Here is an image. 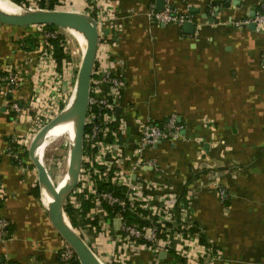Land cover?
Instances as JSON below:
<instances>
[{
  "label": "crops",
  "instance_id": "1",
  "mask_svg": "<svg viewBox=\"0 0 264 264\" xmlns=\"http://www.w3.org/2000/svg\"><path fill=\"white\" fill-rule=\"evenodd\" d=\"M84 1H90L100 32H108L98 52L122 74L114 117L127 162L136 160L131 150L140 122L161 124L176 116L180 138L147 152L157 167L140 172L165 188L170 202L187 208L189 227L211 248L209 264H264V36L244 25L260 0H74L71 12L89 14ZM166 5L190 18L194 32L149 20V7L161 11ZM6 27L0 25V74L9 68L7 76L18 84L0 75V220L8 225L0 258L60 264L65 242L51 223L28 151L11 142L26 137L34 123L39 52L16 47ZM16 152L20 161L10 156ZM221 189L228 194L225 203L218 198ZM81 204L73 229L101 264L178 263L175 241L127 246L118 238L120 218L82 198ZM178 225L165 226L179 231ZM189 237L199 242L197 234Z\"/></svg>",
  "mask_w": 264,
  "mask_h": 264
},
{
  "label": "built area",
  "instance_id": "2",
  "mask_svg": "<svg viewBox=\"0 0 264 264\" xmlns=\"http://www.w3.org/2000/svg\"><path fill=\"white\" fill-rule=\"evenodd\" d=\"M28 1L40 6L41 3L47 4L49 0ZM89 10L90 13L86 15L90 16L94 12L92 6L89 7ZM146 14L151 22L161 25L174 24L180 27L191 21L186 16L176 14L169 5H166L161 11H156L151 6L147 9ZM95 21L97 23L96 19ZM248 24H253L255 31L264 36V0L259 1L253 18L244 22V25ZM29 28L33 31L31 35L36 39V45H39V72L37 75L41 82L38 84L48 87L46 84L48 76H53L56 80L59 78L51 42L57 40L60 35L56 30H48L46 26ZM101 39L102 33L99 41ZM101 55L97 49L85 119L83 134V150L85 151H83L82 167L77 181L78 187L69 195L65 206L73 208L74 212H80L82 198L96 207H104L108 213L120 218L118 238L127 246L155 245L160 244L162 240L169 239L171 242H176V248L181 255H178L180 261L177 264H200L198 263L200 259L204 264H209L212 260L210 249L204 248L189 235L184 236L183 233H178L179 231L165 226L182 224L185 225V228H189L187 208L175 200L170 202L172 197L165 195V188L158 186L140 172L142 168L157 167L154 159L145 157L146 153L156 150L163 143L168 144L178 140L182 129L181 125L176 116H171L161 124L152 121L140 122L138 134L133 137L132 150L130 148L136 160L127 162L124 157L125 152L123 153L118 145L122 130L115 125L114 117L115 110L121 106L124 82L118 66L114 62L109 63L106 60L105 64ZM261 59L264 67V53ZM65 62L63 61V64ZM1 80L12 85L18 84V80L12 75L5 76ZM54 83L58 85V83ZM12 108L17 113L22 112V108L17 102L12 104ZM52 120H54L52 117L36 113L30 133L21 141L15 139L11 142L19 147V150L21 148L27 152L35 135ZM10 156L16 161H20L17 152ZM110 175H113V178ZM110 183L111 185H109ZM115 184H121L124 187L119 195L110 191L115 187ZM102 186L106 187L101 188ZM218 198L220 202L225 203L228 200L227 192L224 189L219 190ZM154 217H157L158 220L155 221ZM132 219H138L139 222H132ZM7 227V223L0 220V239L2 240L7 236ZM161 233H165V238H159ZM83 240L85 242V239ZM188 242L190 243L189 247L183 248V245ZM167 244L169 245V243ZM193 247L195 248L193 249ZM59 261L60 264L77 262L74 251L66 243L59 252ZM0 264L11 263L0 258Z\"/></svg>",
  "mask_w": 264,
  "mask_h": 264
},
{
  "label": "water",
  "instance_id": "3",
  "mask_svg": "<svg viewBox=\"0 0 264 264\" xmlns=\"http://www.w3.org/2000/svg\"><path fill=\"white\" fill-rule=\"evenodd\" d=\"M0 25L19 28L32 26H46L65 29L73 28L80 31L86 39L87 49L83 56L81 69L79 71L74 99L69 106V109L62 112L35 135V138L31 142L28 149V158L31 165L36 170L39 185L42 190H45L46 193L50 195L52 199V202L48 207L49 217L60 238L74 251L79 264H101L81 236H79V234L72 228L64 212L65 202L77 186L78 176L82 167L83 134L85 131L88 98L95 63V54L101 34L98 24L95 19L86 14L44 10L29 13L26 16L0 13ZM250 28L255 29V26L251 25ZM183 29H186L189 33H193L194 24L185 23L183 25ZM107 34V31L102 32V35L104 36ZM120 112L121 110L118 109L117 114ZM71 122L76 124V137L75 146H73L71 154L72 164L68 168L66 174L67 176L70 175V177L66 186L61 191H58V185L55 186L53 184L42 162L38 159L37 149L42 141H44L48 133L63 124Z\"/></svg>",
  "mask_w": 264,
  "mask_h": 264
},
{
  "label": "rangeland",
  "instance_id": "4",
  "mask_svg": "<svg viewBox=\"0 0 264 264\" xmlns=\"http://www.w3.org/2000/svg\"><path fill=\"white\" fill-rule=\"evenodd\" d=\"M6 1L11 3L17 9L25 10L28 11L29 13L44 11L40 9L39 5L32 4V2H29L28 0H24L23 3H21L20 5L15 4L12 0H6ZM73 1L74 0H70V1L58 0V2L60 3L57 5L58 8L55 9V11L71 12ZM84 3H86V7L90 6V1L88 2L84 1ZM6 28H7L6 35L12 41H14L16 47L19 48L20 45L23 46V44H26V46L31 50H35V51L39 50V45H36V39L33 38V36L31 35L33 31H31L29 27L26 28L6 27ZM56 31L60 36L63 37V45L65 47L67 56H69V61H66L62 65L63 73H58L59 78L57 80L54 79L53 76L47 77L46 84L48 87L43 86V84L42 85L38 84L41 81H39L40 77L37 76L36 87H37V92L40 94H38L36 98H33V103L35 104L36 109L34 107V112L32 113L33 115L36 113L40 114L41 116L46 115L47 117H52L53 119L59 116L62 112L69 109V106L71 105L74 99L79 71L81 69L83 56L86 52V50L84 51L83 49H81L78 40L73 36L70 28L69 29L57 28ZM6 70L7 71H5L3 75L0 74L2 78L7 76L6 73L9 72L8 71L9 68H6ZM36 72L37 73L39 72L38 67ZM54 82L58 83V85L55 84ZM49 144H48V148L46 149V153L41 160H43L42 164L46 169L51 181L55 186H57L59 182L62 180V178L67 174V170H68L67 162L70 159L69 157H71L70 140L68 137L65 136ZM159 238H165V233H161ZM189 245H190L189 242L185 243L183 245V248L186 249L189 247ZM187 260H191V259H187Z\"/></svg>",
  "mask_w": 264,
  "mask_h": 264
},
{
  "label": "bare ground",
  "instance_id": "5",
  "mask_svg": "<svg viewBox=\"0 0 264 264\" xmlns=\"http://www.w3.org/2000/svg\"><path fill=\"white\" fill-rule=\"evenodd\" d=\"M0 13L1 14H7V15H16V16H26L29 14L28 11L25 10H20L14 7L11 3L7 2L6 0H0ZM73 36L78 40L81 49L84 51L87 49V43L84 35L76 30L71 28L70 29ZM68 137L70 140V153L72 154V149L73 146H75V137H76V124L74 122L63 124L59 126L58 128L54 129L42 141V143L39 145L37 149V156L38 159L41 161V159L44 157L46 153V149L48 148V144L55 142L56 140H59L63 137ZM50 145V144H49ZM70 159L68 160V168L72 164V157H69ZM68 171V170H67ZM70 175H65L62 180L58 184V191H61L67 184L69 180ZM43 197L46 201L47 207L50 206L52 199L48 193H46L45 190H43Z\"/></svg>",
  "mask_w": 264,
  "mask_h": 264
},
{
  "label": "trees",
  "instance_id": "6",
  "mask_svg": "<svg viewBox=\"0 0 264 264\" xmlns=\"http://www.w3.org/2000/svg\"><path fill=\"white\" fill-rule=\"evenodd\" d=\"M15 4L20 5L21 3H23L24 0H12ZM59 4L58 0H49L48 3H41L40 4V9L42 10H48V11H55L56 6ZM90 16L93 19H96V14L95 12L91 13ZM48 30L53 31L56 30L57 28L55 27H46ZM51 44L53 45L54 48V58L56 61V66H57V72L58 73H63L62 72V65H63V61H69V56H67V53L65 51V47L63 45V37L59 36L57 40H54L51 42ZM86 132H87V128H86ZM106 186H102L101 188H104ZM110 191H112L115 195H119L121 192H119V190L115 187L111 188ZM65 215L68 218L71 226L73 228H77L78 224H77V220H78V214H76V212H74L73 208L69 207V206H65L64 209ZM168 227H173L172 224H168ZM195 226V225H194ZM178 230L181 231L184 236L187 235H196L198 236V240L200 242L201 245H203L204 247H206L207 249H211L207 242L205 241L204 236L199 233L198 230H194L193 229V225L189 228H185V225H178L177 226ZM176 228V229H177ZM81 237L83 238V235H81ZM84 239V238H83ZM178 260L180 261V259L178 258ZM72 264H79L78 262H74Z\"/></svg>",
  "mask_w": 264,
  "mask_h": 264
}]
</instances>
